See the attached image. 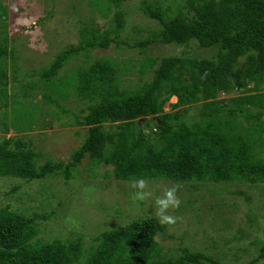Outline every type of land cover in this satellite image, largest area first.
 Returning <instances> with one entry per match:
<instances>
[{
  "label": "trees",
  "instance_id": "1",
  "mask_svg": "<svg viewBox=\"0 0 264 264\" xmlns=\"http://www.w3.org/2000/svg\"><path fill=\"white\" fill-rule=\"evenodd\" d=\"M109 1L119 6L128 0ZM142 1L145 15L156 19L160 27L130 46L145 52L154 43L188 45L196 40L201 48H213L216 53L147 57L139 70L144 81L135 86L123 83L119 64L110 58H97L60 77L76 52L122 43L124 11H115L114 26L108 29H80V44L60 51L40 72L39 80L47 102L59 105L72 90L84 102L86 108L75 113V118L76 125L87 128L85 138L70 161L40 163L38 152L23 136L26 130L4 135L0 139V176L34 180L63 169L69 179L89 156L95 166L112 165L118 180L264 182V0H170L166 5ZM93 2L101 4L103 12L107 9L104 2ZM7 19V6L0 0V101L8 98L7 60L12 55ZM149 72L152 75L144 78ZM29 86L35 89L39 84L31 81ZM234 89L244 93L232 98L233 104L218 100L221 92ZM173 96L178 98L174 108L199 105L198 117L190 118L183 111L179 117L166 112L165 104ZM240 116L247 124L238 122ZM32 124L19 128L29 129ZM149 124L152 132H146ZM246 196L251 201V195ZM39 216L48 217L0 207V264H260L264 258V234L251 240L260 247L258 255L246 263L222 262L187 245L176 256L162 255L158 234L166 225L156 216L105 231L94 237L97 243L84 249L81 237L43 241Z\"/></svg>",
  "mask_w": 264,
  "mask_h": 264
},
{
  "label": "rangeland",
  "instance_id": "2",
  "mask_svg": "<svg viewBox=\"0 0 264 264\" xmlns=\"http://www.w3.org/2000/svg\"><path fill=\"white\" fill-rule=\"evenodd\" d=\"M100 1L107 7L105 12L101 4L96 6L93 0H3L8 10L5 29L12 55L7 60L8 98L0 101L3 106L0 139L26 130L23 136L38 152L40 163L48 159L70 161L71 153L81 145L87 132V128L76 125L75 113H80L86 105L77 99L74 91L67 99H61L59 105L47 102L42 95L45 87L39 80L40 72L60 51L80 44V29H108L114 26L115 11H124L126 24L121 32L122 43L113 42L108 48L76 52L62 68L60 77L97 58H110L119 64L123 83L135 86L144 81L139 70L147 57L210 56L216 53L213 48H201L196 40L188 45L154 43L145 52L137 45L132 47L129 44L146 38L160 27V23L145 15L142 0H128L119 6L109 0ZM156 1L166 5L170 0H150L151 3ZM152 72L144 78L150 77ZM31 81L38 82L39 86L31 89ZM242 93L243 89L223 91L218 100L233 104L232 98ZM6 100L8 105L4 106ZM27 100L31 104L28 105ZM177 100L176 96L171 97L164 110L174 115L183 111L190 118L198 117L199 105L174 108ZM32 122V128H19L28 127ZM238 122L247 124L241 116ZM150 126L146 132L153 131ZM109 127L106 123V128ZM132 181L116 179L112 165L100 163L95 166L86 156L69 179L63 169L34 180L0 176V207L10 206L26 215H48L47 218L37 217L41 230L39 238L48 241L81 237L86 249L97 243L94 237L105 231L137 218L156 216V198L162 197L167 188L177 186L176 195L181 204L179 208L167 210L168 214L177 217L176 222L165 224V230L158 234L162 255L176 256L185 245L201 249L226 263H246L258 255L260 246L251 244V240L264 234V182L250 185L240 181L193 183L147 179L146 190L151 195L140 200L134 196L137 190L131 187ZM15 188L17 190H13ZM237 190L246 193L239 194ZM247 194L251 195V201L247 200ZM260 264H264V258Z\"/></svg>",
  "mask_w": 264,
  "mask_h": 264
},
{
  "label": "clouds",
  "instance_id": "3",
  "mask_svg": "<svg viewBox=\"0 0 264 264\" xmlns=\"http://www.w3.org/2000/svg\"><path fill=\"white\" fill-rule=\"evenodd\" d=\"M131 187L137 191L134 193L135 198L143 200L145 197L151 195L146 190L147 181L144 178H139L131 182ZM177 186L167 188L162 197L156 198V216L160 224H173L176 222L177 217L168 214L169 208H179L181 204L180 198L176 195Z\"/></svg>",
  "mask_w": 264,
  "mask_h": 264
}]
</instances>
